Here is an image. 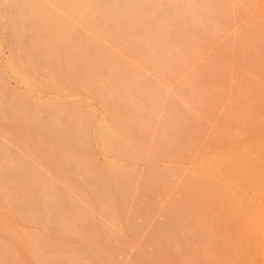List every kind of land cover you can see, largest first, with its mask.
<instances>
[{
  "label": "bare ground",
  "instance_id": "1",
  "mask_svg": "<svg viewBox=\"0 0 264 264\" xmlns=\"http://www.w3.org/2000/svg\"><path fill=\"white\" fill-rule=\"evenodd\" d=\"M0 5V264H264V0Z\"/></svg>",
  "mask_w": 264,
  "mask_h": 264
},
{
  "label": "rangeland",
  "instance_id": "2",
  "mask_svg": "<svg viewBox=\"0 0 264 264\" xmlns=\"http://www.w3.org/2000/svg\"><path fill=\"white\" fill-rule=\"evenodd\" d=\"M11 35H12L11 28L6 27L5 19L3 17V6L0 5V75L3 76L4 78H6L7 81H9L10 85L13 88L17 89L18 91H20L22 93L30 94L31 97H33V98H36V97L42 95L44 98L61 99V100H65L68 102L83 100V101L87 102V104L95 110L97 119H101L103 117V112H104L103 106L97 101V99L93 98L92 95L89 93H84L82 96H73V95H67L64 92L53 90V89H47V90H44L43 92L40 93L38 91V89H31L19 77L12 74V72L6 67V62L10 59L11 52H12L11 46H10ZM204 62H205V59H202L198 62V64L200 66H202ZM187 73L190 74L191 71L189 70ZM179 81H180V78L174 80L171 83V85H170L171 91L176 90L175 86H177L176 83L177 82L179 83ZM171 93H173V92H171ZM174 93H176V92H174ZM174 93L172 95H174ZM178 95L179 94L177 91V94L175 96L177 97ZM179 97H180V95L178 96V98ZM3 146H8L12 150H18L19 149V147L16 143L9 142L8 140H6L4 138L0 139V148ZM92 151L94 152L95 156L97 157V159L100 162L105 163V162L109 161V159L111 157L108 153L105 152V150L103 148V143L101 140H95L93 142ZM136 162H137V164H139L143 168H145L147 163H148V161L144 158L137 160ZM157 165L159 168H165V167H170L174 164L171 160L165 159V160L158 161ZM185 166L190 169L194 166V164L188 163ZM248 192L250 194L252 193L251 191H248ZM155 217H156V220H162L163 219V216H161L160 214H157ZM140 221L143 222L142 219H140ZM135 243H136L135 244L136 248L128 250V252L130 254H133L139 248L144 247L143 242L141 240H137V241H135ZM148 249L151 250L150 247Z\"/></svg>",
  "mask_w": 264,
  "mask_h": 264
}]
</instances>
